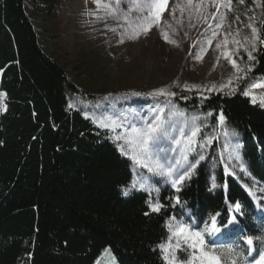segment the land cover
<instances>
[{
  "label": "trees",
  "instance_id": "1",
  "mask_svg": "<svg viewBox=\"0 0 264 264\" xmlns=\"http://www.w3.org/2000/svg\"><path fill=\"white\" fill-rule=\"evenodd\" d=\"M61 1L0 0V90L5 98L0 114V264H99L105 251L117 264H166L160 245L168 241L173 217L202 231L214 215L218 226L234 216L236 203L240 212L234 226L223 231L219 242L211 235L204 240L223 255L222 264H253L264 247V199L250 195L253 187L264 190V108L243 95L241 87L231 93L178 92L149 101L193 126L205 143L202 155L212 165L188 167L191 177L179 191L165 185L157 197L141 190L125 195L132 162L119 151L111 129L75 107L88 98L45 52L35 26L34 18L51 17ZM259 5L264 0H233L231 13L248 17L264 39V6ZM249 50L251 45L239 56L255 84L264 81V44L255 41V59L248 58ZM222 125L230 140L238 138V168L228 163L231 152L219 134ZM157 203L162 207L154 212L150 204ZM244 236L254 240L250 255ZM233 247L238 254L230 256L225 250ZM189 254V249L176 252L180 258Z\"/></svg>",
  "mask_w": 264,
  "mask_h": 264
},
{
  "label": "rangeland",
  "instance_id": "2",
  "mask_svg": "<svg viewBox=\"0 0 264 264\" xmlns=\"http://www.w3.org/2000/svg\"><path fill=\"white\" fill-rule=\"evenodd\" d=\"M225 3L226 0H191V3L168 0L160 22L155 23V18L151 17L153 23L147 32L136 25L145 23L148 0H139V7L133 0H120L118 8L115 0H102V4H110V8H98L93 0H62L51 17L34 18L45 52L62 65L80 96L88 98L87 104L83 99L76 102L75 107L111 129L119 151L132 162L133 179L124 192L141 190L157 197L163 186L174 188L171 181L176 175L185 170L191 173L189 161H194V170L202 163L212 165V161L202 155L205 143L193 126L174 117L173 110H162L149 103L171 96L151 93L158 90L171 95L231 93L241 87L243 91L250 90V99L257 98L255 104L260 105V98H264V87H255L264 81L252 84L251 70L239 56L242 49L250 45L244 40V37L251 39V30L247 27L251 24L249 18L231 13ZM237 40L239 44L234 43ZM226 54L231 59L226 58ZM233 61L237 67H233ZM0 94H3L1 90ZM4 101V95H0V114L4 111ZM150 126L158 127L159 138L155 143L150 142L149 155L145 156L140 151L138 133ZM219 134L231 155L238 149L228 162L232 168H238L240 162L235 160L236 156L241 160L240 145L235 142L238 138L230 140L231 133L224 125ZM211 139L213 141L214 137ZM205 151L208 153L209 148ZM200 156L204 159H199ZM133 157L141 163H135ZM156 163L162 164L165 171L171 168L172 176L155 174L142 166L154 167ZM251 193L259 200L264 199L261 188L253 187ZM239 212L233 207L234 217ZM169 223L183 222L171 220ZM222 231L211 236L218 238ZM171 243L175 244V240ZM191 251L189 249V253ZM169 252L176 255L177 251L170 248ZM99 264L117 262L105 251Z\"/></svg>",
  "mask_w": 264,
  "mask_h": 264
},
{
  "label": "snow or ice",
  "instance_id": "3",
  "mask_svg": "<svg viewBox=\"0 0 264 264\" xmlns=\"http://www.w3.org/2000/svg\"><path fill=\"white\" fill-rule=\"evenodd\" d=\"M93 2L97 5V7H105L110 8V4H102V0H93ZM168 0H148V15H146L143 20L145 23L136 25L137 28L140 30L147 32L151 24L153 23V20L151 17H154V22L159 23L160 22V15L163 12L164 8L167 5ZM215 2V0H214ZM240 4H243L245 0H238ZM115 3L117 5V8L119 6L120 0H115ZM189 3H191V0H189ZM233 0H226L225 7H228L229 10H231ZM253 3H259V0H253ZM133 4L139 7V0H133ZM264 6V5H259ZM114 15V13H112ZM119 19V17H117ZM124 19L127 21V17H124ZM247 27L251 30V39L248 37H244L245 42L251 45V50L248 51V58L250 60L255 59L252 55V51L255 50V41L259 40L261 44H264V39H260L258 35V30L256 27H254L252 24H248ZM112 31H115V29H112ZM165 39L167 40L168 37L165 35ZM123 40H121V43ZM234 43L239 44L240 41H234ZM226 58L231 59L230 56H227ZM233 67H237L235 62L233 61ZM255 87H264V84H258L255 85ZM3 95V94H0ZM151 95H171L170 93H166L164 90H158L157 92L151 93ZM243 95L250 96V90L244 91ZM252 102H256V97H251ZM260 106L264 107V98H260ZM220 121L223 122L224 117L223 114L219 117ZM136 131V130H133ZM159 132V129L157 126H150L147 130H144L143 132L138 133V136L140 138V151L145 156L149 155V144L155 143V141L159 138L157 133ZM195 134V133H193ZM162 135V133L160 134ZM131 142V141H130ZM178 143V142H177ZM134 162L137 164H140L141 161L139 159H136L133 157ZM199 159L203 160L204 157L200 156ZM148 168L149 172H155V174L164 175L167 177H171L173 174V171L171 168H169L167 171L164 170V166L162 164L156 163L154 167L148 166V165H142ZM194 167V165H189V168ZM243 170V169H242ZM191 173L188 170H185L183 173H180L176 175V178L171 181L172 186L176 188L177 191H179V188L177 187L178 184L182 183L186 177H190ZM136 187V184H133V188ZM213 187H215V184H213ZM128 193L125 192V195ZM250 195L252 193L250 192ZM176 203L179 204L180 200L177 197ZM150 207L152 211L158 212L162 205L160 204H150ZM236 211L240 210V204L236 203L234 206ZM147 215V213H145ZM216 215H219L217 213ZM173 220L175 217L172 218ZM235 217H231L226 220V222L222 223L221 226H218L216 223V216L211 217V223L210 225L206 226L204 229V232L201 231H195L191 228V226L187 223H178V224H168V229L171 235L168 237L169 243L160 245L161 250L165 253L164 259L166 260V264H195V261L199 260L200 264H222L223 255L221 253L215 252L208 244H206L204 240V234L207 233L208 235H215L221 231V227L228 228L230 225H233L235 222ZM243 242L249 246L248 254L250 255L251 252L254 250V240L251 236H244L242 237ZM175 240V244H172L171 241ZM170 248H174L176 251H186L188 249H191L190 258H180L176 256L174 253L169 252ZM230 256L237 255L236 248H228L225 250ZM196 253H199L198 255ZM264 262V251H260L259 257L253 260V264H262ZM232 264H236V261L233 260Z\"/></svg>",
  "mask_w": 264,
  "mask_h": 264
}]
</instances>
